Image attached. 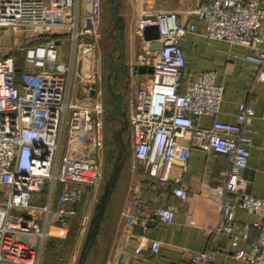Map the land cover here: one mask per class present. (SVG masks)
I'll list each match as a JSON object with an SVG mask.
<instances>
[{"label":"built area","instance_id":"1","mask_svg":"<svg viewBox=\"0 0 264 264\" xmlns=\"http://www.w3.org/2000/svg\"><path fill=\"white\" fill-rule=\"evenodd\" d=\"M86 3L89 8L79 26V0H0V33L19 32L23 37L21 70L16 55L1 54L0 46V264H40L50 219L78 218L84 230L88 215L80 212V202L85 196L90 207L101 184L106 118L96 54L101 18L93 1ZM194 12L204 22L202 35L255 51V79L264 80V0H200ZM155 16L138 23L140 33L146 25L156 24L160 42L157 50L137 62L152 68L144 85L133 88L131 77L137 65H128L124 108L129 154L144 175L162 184L179 181L173 175L175 161L184 165L191 147L227 155L231 168L222 173L216 194L222 197L235 191L237 200H220L218 220L208 231L211 237L230 235L235 245L247 236L249 225L242 234L233 231L234 206L257 214L261 221L254 224L260 227L259 237L235 257L244 264H264V198L236 190L231 182L248 164L254 109L242 101L234 121L199 125L201 115L219 111L223 87L209 69L181 90L186 58L180 39L197 28L194 23L180 24L174 11L160 10ZM58 29L63 37L55 38ZM64 43L67 61L60 59L59 47ZM86 55L90 62L85 71ZM91 83H95L93 94ZM56 181L61 188L52 209ZM46 185L47 204L32 205L31 196ZM172 192L185 197L187 189L176 185ZM154 217L170 223L174 209L161 204ZM159 245L158 239L151 240V251L156 253ZM213 255L209 246L193 254L189 264H207Z\"/></svg>","mask_w":264,"mask_h":264},{"label":"crops","instance_id":"2","mask_svg":"<svg viewBox=\"0 0 264 264\" xmlns=\"http://www.w3.org/2000/svg\"><path fill=\"white\" fill-rule=\"evenodd\" d=\"M92 1L94 4L92 6L100 14L99 29L106 37L111 27L108 15L110 1ZM120 1L119 13L124 18V63L127 65L135 66L139 60L150 54L149 41L143 37L142 32H138V23L144 16L155 14L160 10L174 11L180 24H195L197 31L188 32L180 39L186 58L181 90H185L187 82L196 79L203 71L209 69L214 71L215 82L222 85L223 94L219 111L214 115H201L198 120L201 126H208L214 120L234 121L240 102L252 105L254 116L249 123L251 131L248 134L252 143L249 146L248 164L237 176L231 178V182L236 190L264 198V80L258 82L255 79L258 69L255 51L242 45L210 39L202 35L204 22L194 12L200 0ZM79 3V26H82L89 7L86 0H79ZM62 31V29L56 30L55 38L63 37L60 35ZM22 38L19 32L14 33L13 36L0 33L1 54L11 52L16 55L17 61L20 53V62L16 63L20 65V70L23 56ZM107 41L110 48L113 43L108 38ZM104 47L105 43L100 39L96 54L99 59L98 71L103 101L105 69L99 54ZM61 54L60 59L63 60ZM137 67L138 65L131 77L134 89L144 85L149 77L148 71L138 72ZM126 82L127 79H123L118 89H123ZM126 98L124 90V102ZM110 123L109 121V127L113 129L119 125L118 122H114L113 126ZM106 127L105 118L104 137ZM127 129L121 133L123 139H128ZM114 142L117 147L119 141L114 139ZM125 148L128 155L107 201L96 232V241L89 244L84 264H87L88 259V264H118L120 261L128 264H189L193 254L209 246L213 248L214 255L207 264H244L235 257V254L240 250L248 249L249 245L259 237L260 227L254 224L261 221L257 214L243 209L238 204L234 206L233 231L242 234L245 225H249L247 236L240 237L235 245L231 243L230 235L219 233L211 237L208 231L218 220L217 205L220 200L222 198L237 200L235 191H226L222 197L216 194V186L224 179L222 173L231 168L227 155L191 147L190 156L185 164L176 163L173 169V175L179 177V181L175 183L171 180L162 184L144 175L140 164L136 163L129 154L128 144ZM176 185L187 189L185 197L177 196L172 192V188ZM60 188V183L56 181L50 198L52 209L57 206ZM101 188L100 186L96 190L90 207L86 204L85 196L80 202V212L88 215L84 230L76 232L77 230L74 229L73 226L79 222L76 220L78 218L63 221L49 220L47 226L49 234L46 240L55 239L61 245L71 233L69 231L73 229L74 244L70 261L75 260L82 251L95 203L102 192L99 191ZM30 201L32 205H46L48 186L46 185L41 192L33 194ZM161 204L174 209L172 222L160 223L155 219L154 210ZM15 212L28 214L27 211ZM40 218H43V215ZM78 236H81V244L78 243ZM153 239L160 241L156 253L150 248V241ZM75 247H79V251L75 250Z\"/></svg>","mask_w":264,"mask_h":264},{"label":"water","instance_id":"3","mask_svg":"<svg viewBox=\"0 0 264 264\" xmlns=\"http://www.w3.org/2000/svg\"><path fill=\"white\" fill-rule=\"evenodd\" d=\"M109 18L111 20V27L106 33V37L112 41V46L107 48L105 51V59L103 66L105 74H103V86H104V103L106 116L112 122H118L119 125L113 129L114 139L118 140L117 153L113 160L112 167L106 180L103 183L102 192L95 203L94 213L91 217L90 226L86 234V240L82 247V251L79 255L77 264H84L88 253L89 244L95 240L96 232L99 227L100 220L103 216L107 201L110 197L111 191L114 188L115 182L117 181L120 171L123 167L128 152L122 146L123 138L122 131L128 128V121L125 112L124 102V90L118 89L120 82L126 79L128 75V65L124 63V18L119 13L120 0H109ZM155 14L146 15L143 20H154ZM143 37L149 41L150 49L157 50L160 47L158 41L159 32L156 24L146 25L142 30ZM90 62V56L86 55L83 59V70L86 71ZM138 72L148 71L151 72V66L139 65L137 67ZM95 83H91L90 93H94ZM175 163H182L175 161ZM93 238V240H92Z\"/></svg>","mask_w":264,"mask_h":264},{"label":"rangeland","instance_id":"4","mask_svg":"<svg viewBox=\"0 0 264 264\" xmlns=\"http://www.w3.org/2000/svg\"><path fill=\"white\" fill-rule=\"evenodd\" d=\"M104 35L105 34L103 32H101L100 39L102 40V42L104 41V43H105L104 49L99 54L101 59H102V62H104L105 51L108 48V45H107L108 41H107V38ZM59 48H60V51L62 52V54H61L62 57L61 58L63 60H67L68 51H67L66 45L62 44V45H60ZM18 56H19V59L17 61L20 62V53H19ZM17 61H16V63H17ZM105 116H106V112H105ZM106 118H108V117L106 116ZM110 122H111L110 123L111 126H113L114 122H112V121H110ZM106 126L107 127L105 128L106 133H105V137H104L103 155H102V179H101V185H100L102 188L99 190L100 192L103 189V183L106 180V178L108 176V173L111 170L113 160H114V158L116 156V153H117L116 143L114 142L113 128L109 127L108 123H106ZM123 135H125V134H123ZM76 220L78 221V219H76ZM73 227H74V229L77 230V231L75 230L76 232L80 231L79 222H77ZM69 232H71V233H69L68 236L66 237V239H68V240L66 242H64L63 244H61L60 246H58L60 248V250L64 253L63 255L60 256V259L58 260V263H61V264H77V261H78V258H79V253H78V255L76 256L75 260H73V261L69 260L70 256H71V253H72V250H73V244H74V241H73V239H74L73 229L71 231H69ZM80 238H81V236H78L77 240H78L79 244H81V239ZM75 248H76L75 250L78 249V251H79V247H75ZM88 263H89V259L87 260V264Z\"/></svg>","mask_w":264,"mask_h":264},{"label":"trees","instance_id":"5","mask_svg":"<svg viewBox=\"0 0 264 264\" xmlns=\"http://www.w3.org/2000/svg\"><path fill=\"white\" fill-rule=\"evenodd\" d=\"M19 67L20 65H17L18 70ZM109 121L110 120L106 118V123H108ZM67 240L68 239L64 240V242H66ZM58 246H60V244L55 239L48 238L45 241L41 264H61L58 263V260L60 259V256L64 253L60 250Z\"/></svg>","mask_w":264,"mask_h":264},{"label":"flooded vegetation","instance_id":"6","mask_svg":"<svg viewBox=\"0 0 264 264\" xmlns=\"http://www.w3.org/2000/svg\"><path fill=\"white\" fill-rule=\"evenodd\" d=\"M123 141L124 142H122V146L124 147V149H126L125 147H126V145H127V143H128V139H123ZM118 145V144H117Z\"/></svg>","mask_w":264,"mask_h":264}]
</instances>
